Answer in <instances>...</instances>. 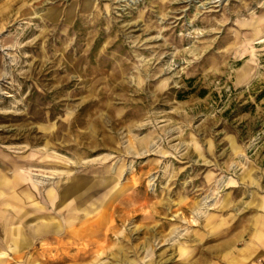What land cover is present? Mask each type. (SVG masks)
I'll list each match as a JSON object with an SVG mask.
<instances>
[{"label": "rangeland", "instance_id": "1", "mask_svg": "<svg viewBox=\"0 0 264 264\" xmlns=\"http://www.w3.org/2000/svg\"><path fill=\"white\" fill-rule=\"evenodd\" d=\"M262 199L264 0H0V264H193Z\"/></svg>", "mask_w": 264, "mask_h": 264}, {"label": "crops", "instance_id": "2", "mask_svg": "<svg viewBox=\"0 0 264 264\" xmlns=\"http://www.w3.org/2000/svg\"><path fill=\"white\" fill-rule=\"evenodd\" d=\"M256 207L240 215L239 224L232 218L224 231L214 229L205 247L208 256L193 264H264V199Z\"/></svg>", "mask_w": 264, "mask_h": 264}, {"label": "bare ground", "instance_id": "3", "mask_svg": "<svg viewBox=\"0 0 264 264\" xmlns=\"http://www.w3.org/2000/svg\"><path fill=\"white\" fill-rule=\"evenodd\" d=\"M78 182V181H77ZM35 183L37 184V185H39V184H43V182L41 181V180H37V179H35ZM76 183V182H75ZM76 185V184H75ZM72 188H74L75 189V187H72ZM78 188V187H77ZM77 190V189H76ZM79 190V189H78ZM74 191V190H73ZM21 192V191H20ZM74 193V192H73ZM22 194V193H21ZM20 194V195H21ZM69 194V193H68ZM27 196V195H26ZM63 200V199H62ZM65 201V200H64ZM61 202V201H60ZM47 210V209H46ZM57 210H59V209H57ZM20 212V211H19ZM66 224V223H65ZM33 225V224H32ZM60 228V227H59ZM71 228V227H70ZM53 229V228H52ZM51 229V230H52ZM54 230H56V229H54ZM37 231V230H36ZM30 232V231H29ZM39 232V231H38ZM53 232V231H52ZM75 232V231H74ZM45 233V232H44ZM35 234V233H34ZM32 235V234H31ZM20 236V235H19ZM53 236V235H52ZM61 236V235H60ZM22 240V239H21ZM21 240H19V241H21Z\"/></svg>", "mask_w": 264, "mask_h": 264}]
</instances>
